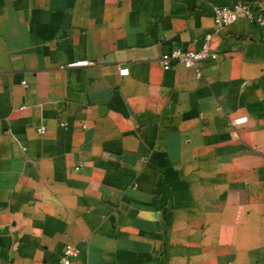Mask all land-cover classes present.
<instances>
[{"label":"crops","instance_id":"crops-1","mask_svg":"<svg viewBox=\"0 0 264 264\" xmlns=\"http://www.w3.org/2000/svg\"><path fill=\"white\" fill-rule=\"evenodd\" d=\"M237 2L263 22L216 29ZM207 34L201 78L160 66ZM68 244L70 264H264V0H0V264Z\"/></svg>","mask_w":264,"mask_h":264},{"label":"built area","instance_id":"built-area-1","mask_svg":"<svg viewBox=\"0 0 264 264\" xmlns=\"http://www.w3.org/2000/svg\"><path fill=\"white\" fill-rule=\"evenodd\" d=\"M213 21L216 29H220L227 26L240 18H247L250 21L257 23L263 22L262 12H253L249 9L246 3L237 2L232 6L220 5L213 8L212 12ZM211 35H205L204 41L198 50H184L180 47L172 49L169 53H164L159 58V64L163 69H168L171 67V63H180L186 67H192L195 71L197 78H201L202 72L200 69V63L207 58H215L216 53L210 49ZM91 62L88 60H77L70 62L68 67L75 66H87ZM119 75H127L129 73L128 68L122 67L118 71ZM247 121L246 116H241L233 119L230 123L232 125H239ZM38 132L43 133L44 127H38ZM76 249L73 245L68 244L65 246L63 251V256L59 260L58 264H70V257L76 255Z\"/></svg>","mask_w":264,"mask_h":264}]
</instances>
